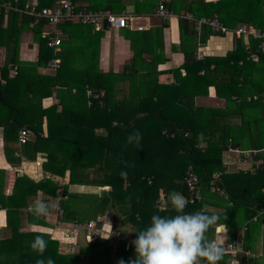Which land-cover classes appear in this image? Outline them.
<instances>
[{"label":"trees","instance_id":"1","mask_svg":"<svg viewBox=\"0 0 264 264\" xmlns=\"http://www.w3.org/2000/svg\"><path fill=\"white\" fill-rule=\"evenodd\" d=\"M9 1L15 7L20 5L16 0H0V3ZM160 1L176 12L184 7L196 15L217 17L226 25L232 24L228 10L232 0H218L217 3L203 0ZM51 2L45 0L36 9L40 10ZM248 2L250 6L247 10L250 12L239 22L264 29V0ZM19 13L17 9H2L0 13L1 22L8 15L6 28L0 25V43L7 44L5 64L0 66V127L3 129L4 148L14 153L20 142L24 145L26 157L33 160L37 155L36 141L41 139L49 155L44 168L59 175L69 171V180L61 185L50 176L34 180L26 173L17 174L12 192L7 193L6 170L0 168V206L7 208V223L0 233V264H36L38 259L48 258H52L55 264H121V261L130 264L136 258L133 243L127 246L125 241H119L116 251H112L105 238L88 242L80 232L76 240L68 241L61 235L46 231L51 228L47 220L21 210L39 190L44 192L48 201L61 196L58 204L64 209L65 221H87L103 215L132 239L137 237L135 232L150 224L152 215L177 214L170 204L161 211L156 207L162 191L166 193V198L172 191L181 193L188 201L184 210L188 214L202 211L203 202L213 197L218 199L215 205L225 207L222 213L216 214L220 217L218 224L228 226L227 235L235 237L238 234L236 230L248 223L245 239L247 248H251L253 241L248 240V229L252 218L264 205V159L259 166H255V171L228 172L223 151L228 147L232 134H224V111L197 105L195 99L199 95H207L211 85L216 87L218 96L230 99L236 94L240 97L239 84L244 83L241 77L245 78L246 69L260 64L264 74V52H261L259 61L247 60L244 37H239L237 48L225 56L197 59L189 50L185 52L183 66L187 73L178 85H169L162 91V86L156 83L155 88L149 85L151 88L148 91L140 87L134 92L135 101L127 95L113 100L116 90L111 84L116 81L117 75L103 73L91 65L89 69L75 70L67 59L69 54L65 52V47L55 52L56 48L49 46L47 39L42 37L44 20L35 22L33 27L34 37L41 46L39 59L30 71L20 64L17 72L10 77L9 66H16L18 61L20 33L33 17L28 11L22 12L23 27L19 28L16 27ZM76 22L66 20L55 25L53 30H59L63 38L62 29L70 25L94 26ZM191 25L187 19H180L183 35H197ZM240 25L243 24L227 26L235 28ZM4 34L6 40L3 39ZM250 41L253 47L257 46L258 41L251 38ZM54 57L61 60L57 71L54 70L56 73L40 74L38 65H48ZM36 81L41 82L39 90L28 91V82L34 85ZM64 86L69 91L77 89L76 94L71 92L74 100L67 103L60 94ZM55 87L62 102L43 107L41 100ZM87 92L91 94L87 95ZM155 97L157 100H154ZM80 100L84 101L86 110L75 104ZM59 106L61 109H58ZM22 128L27 129L26 142L20 141ZM137 131L142 137L139 143H129L128 136ZM236 143L234 139L231 142L233 146ZM55 155L63 158L61 163L54 161ZM121 172H126L127 177L123 178ZM188 172L200 177L195 190H190L186 184ZM70 184L110 185L112 188H105L102 192L73 191ZM218 186H225L234 204L230 205L229 200L215 190L214 187ZM205 212L209 215L214 213ZM253 222L264 227V214ZM27 224L40 225L44 230H22L21 227ZM217 225L209 229L208 238ZM36 235H42L47 241L42 255L31 248ZM69 243L81 246L79 250H67ZM248 264H257L255 257H250Z\"/></svg>","mask_w":264,"mask_h":264},{"label":"crops","instance_id":"2","mask_svg":"<svg viewBox=\"0 0 264 264\" xmlns=\"http://www.w3.org/2000/svg\"><path fill=\"white\" fill-rule=\"evenodd\" d=\"M170 1L173 0H166V2ZM188 1L194 2L197 0ZM203 1L218 2V0ZM16 2L20 3V5H18L19 7H15L10 1L0 3V12H2V9L6 11L9 9H17L20 12V16L16 20L18 23L16 27L21 28V26L23 27L21 22L22 12H29L32 8L44 4L45 0H16ZM158 2L159 0H79V5L93 10L110 8L118 13L133 15L135 17V19L132 20L134 26L132 28H105L103 24L102 27L95 28V26L90 27L83 24L75 26L70 25L67 29H62V45H60L58 49L56 48L55 52H59L62 50V46H64L65 52L69 54L67 59L75 70H85L86 67L89 69L91 65L92 68L97 67L103 73L113 72L117 75V79L111 84L112 88L116 90L112 99L119 100L125 98V95H127V97H132V101H135L133 100V93L139 90L140 87L148 91V88H155V84L159 83V85L162 86V91H165L169 85H178L181 77L187 73V70L183 67L186 59L185 52L190 50L195 54L197 59H203L205 56H225L237 48L239 38H235L232 34L220 35L205 30L199 37L197 35L194 37H191V35H183L180 19L182 18L181 15L187 10L184 7H181L179 12H176L175 9H171L174 15L164 20L155 14ZM53 3L54 0H52L49 5L45 6H50ZM249 6L248 0H232L228 7L232 24L227 25L237 26L240 23L246 24L247 22L242 23L239 21L246 18L247 13L250 12V10H247ZM35 22L33 17H31L30 21L24 25L25 28H23L20 33L18 42V61L16 62V66H9L10 77L13 76L11 74L13 69L17 70L20 64L30 71L34 67L35 62L39 59L41 46L40 42L35 39L33 34ZM7 24L8 15L6 14L2 22L0 21V25L6 28ZM139 24L144 26L143 29L135 27V25ZM53 28L54 26L44 22L42 37H44L43 33L45 30ZM3 39L6 40V34H4ZM198 40L201 41L200 45ZM6 45L7 44L0 43V66L5 64ZM197 52L200 55L199 57L197 56ZM46 66L47 65H38V72L46 75H54L56 73V69L45 68ZM199 72L203 74L204 70H200ZM244 75V79V76L241 77L244 83L239 84V88H241L240 97H237L236 94L231 95L230 99L218 96L216 87L211 85L207 95H199L195 99L197 105L224 111L223 121L226 125L224 134L226 136L232 134L228 147L223 151L224 164L226 165V170L230 173L255 171L254 162L264 159V74L261 65L249 67L245 70ZM107 78L108 76L105 77V80H107ZM40 85L41 82L39 81L34 82V85L28 82V91H38ZM149 85H151V87H149ZM59 86L61 87V85ZM71 92L76 94L77 89L73 88L69 91V88L64 86L60 92V94L65 97L66 103L74 100ZM87 95H89V92H87ZM260 96H262V98L259 100ZM154 100H157V97H155ZM41 101L43 107L62 102L58 88L55 87L53 92L45 96ZM75 104L83 107L81 109L86 110V105L83 100ZM58 109H61L60 106ZM2 136L3 129L0 127V168L6 170L5 191L7 193L12 192L17 174L21 175L26 173L34 180L50 176L61 185L68 182L69 171H67L65 175H59L53 174L44 168V162L48 160L49 155L44 150L43 141L41 139H37L36 141V158L30 160L24 154V145L20 142L17 143V149L14 153L9 149L5 150ZM233 139L237 142L236 146L231 144ZM229 147L257 151L251 152L248 155H243L239 154L237 151L230 150ZM56 155L54 161L61 163L63 158L60 155ZM100 187L104 189L112 188L110 185L91 186L87 184H70V189L73 191H96L99 190ZM95 188L96 190H94ZM46 197L44 192L39 190L33 200L25 207H22L21 210L30 212V204H33L37 198L48 201ZM60 198V195L51 198L53 199L52 202H54L57 207L51 210L48 214L49 216L47 215L46 217H52V219L49 220L46 219V217H42L49 223L55 219ZM217 200L213 197L208 198L206 202H203L201 210L218 214L222 213L225 207L215 205ZM232 201L234 204L233 199ZM239 213L241 212L239 211ZM6 223L7 208L0 206V233L1 229L6 226ZM217 226H220L224 231H228V226L225 223L218 224ZM31 227L32 229L41 228L40 225L27 224L26 227H21V229L24 230L26 228L28 230ZM258 227L262 230V240L258 246L252 244V249L249 248L251 251L249 258L255 257L257 264H263L264 227L259 225ZM241 229L242 227H239L236 231L239 233ZM225 233L227 232H224V235L221 234V236H226L227 234ZM247 234H249L248 240L252 241L251 234L249 232ZM219 236L220 235H217L216 232L213 231L209 239L215 240L219 238ZM256 248L258 249V253L255 251ZM253 253L256 254L254 255Z\"/></svg>","mask_w":264,"mask_h":264},{"label":"built area","instance_id":"3","mask_svg":"<svg viewBox=\"0 0 264 264\" xmlns=\"http://www.w3.org/2000/svg\"><path fill=\"white\" fill-rule=\"evenodd\" d=\"M1 13V12H0ZM29 13L32 14L36 22L44 20L48 25L55 26L59 23H62L66 20H75L80 23H89L93 24L95 28H100L107 21L110 28H132V20L135 19L133 15L127 13H118L114 12L110 8L93 10L88 7H83L79 5V0H54V3L50 6H42L40 10H37L36 7L32 8ZM155 14L160 18L166 20L174 15L173 10L169 9L163 1H160L158 7L155 11ZM182 18L187 19L192 23L194 31L199 37L206 29H209L212 33L217 34H234L236 37H244L246 50H247V60H260L261 52H264V29L251 26V25H240L235 28H231L224 24L217 17H211L206 15H196L191 11H185L182 15ZM138 29H143V25H135ZM43 36L47 39V44L55 48H59L62 43V38L60 36L59 30L48 29L45 30ZM251 39L258 41L256 47H253ZM199 45L201 41L198 40ZM199 57V53L197 52ZM243 60L240 61L242 63ZM61 64L59 58H52L48 65L45 68L57 69ZM17 72L16 69H13L12 75ZM91 93L89 92V95ZM98 96V95H97ZM264 100V98H263ZM188 135V132H186ZM20 141L26 142L28 138L27 129L22 128L20 130ZM198 146V145H196ZM230 150L239 152V154L248 155L251 152H256L257 150H243L239 148L229 147ZM255 166H259L262 161H255ZM186 184L190 190H195L198 187L200 182V177L194 172H188L185 178ZM215 190L225 198L230 200V205L233 204L230 194L227 192L225 186L214 187ZM166 199V193L161 192L160 197L156 201V207L161 211L159 201L161 198ZM194 201V199H191ZM197 200V199H196ZM167 204L163 207L162 210L166 209ZM64 209L58 206L55 214V219L50 221L51 230L61 231L62 235H67L68 237L75 238L80 232L84 234V237L88 242H94L99 238H105L107 244L112 246V251H116V246L119 241H125L127 246L132 244V239L130 235L122 233L117 227L113 224L106 222L103 215H98L96 218L89 219L87 221H73L67 222L63 219ZM260 214H264V205L260 208L259 213L256 214L252 220L257 221ZM248 228V223H246L242 230L235 236L230 237L229 235L221 236L227 230H222L220 226L215 228L217 235H220L215 241L223 246L225 249V254L222 260L218 264H248L249 255L251 251L246 246L245 231ZM69 234H71L69 236ZM227 234V233H225ZM224 235V234H223ZM202 264L206 262L202 261Z\"/></svg>","mask_w":264,"mask_h":264},{"label":"clouds","instance_id":"4","mask_svg":"<svg viewBox=\"0 0 264 264\" xmlns=\"http://www.w3.org/2000/svg\"><path fill=\"white\" fill-rule=\"evenodd\" d=\"M137 131L128 136V142L139 143L141 139ZM123 178L126 172H121ZM166 204L177 213L174 216H161L154 214L150 224L137 233L132 241L135 245L136 258L130 264H218L223 259L225 249L207 233L210 228L217 225L220 217L218 214H207L205 211L185 213L188 204L186 198L179 192L172 191L167 198H161V210ZM57 205L52 201L37 198L29 205V210L36 218L46 217ZM32 250L41 255L47 248V241L42 235H36L31 242ZM36 264H55L52 258L38 259ZM121 264H124L121 261Z\"/></svg>","mask_w":264,"mask_h":264},{"label":"rangeland","instance_id":"5","mask_svg":"<svg viewBox=\"0 0 264 264\" xmlns=\"http://www.w3.org/2000/svg\"><path fill=\"white\" fill-rule=\"evenodd\" d=\"M89 190V189H88ZM93 190V189H92ZM94 190H96V188L94 189ZM214 195H215V193H214ZM202 209V208H201ZM49 216V215H48ZM246 217H244V219H245ZM46 219H49V220H51L52 219V217H46ZM105 220H106V222L107 223H109V224H113L110 220L108 221L107 220V218H105ZM246 222H247V220H245ZM116 222H118V221H116ZM50 224V223H49ZM258 225H259V223H256V222H251V224H250V229H249V233L251 234V240L253 241L252 242V244L255 246V244L258 246L259 245V243H260V241L262 240V237H261V232H262V230L261 229H259V227H258ZM52 227V226H51ZM46 229V228H45ZM29 230H33L32 229V227L31 228H29ZM38 230V229H37ZM39 230H44V229H42V228H40ZM46 231H49L51 234H57V235H61V236H63L66 240H68V241H71L70 239H72V240H76V238H75V236H73V238H71V237H68L67 235H62V233H61V231H58V230H55V231H53V230H51V228L50 229H48V230H46ZM214 231H215V229H214ZM130 232H132V230L130 231ZM71 234H69V236H70ZM80 246L81 245H76V244H74V243H69L68 245H67V250H69V249H71V250H79V248H80ZM258 249L256 248V253H258V251H257ZM256 253H253L254 255L256 254Z\"/></svg>","mask_w":264,"mask_h":264},{"label":"water","instance_id":"6","mask_svg":"<svg viewBox=\"0 0 264 264\" xmlns=\"http://www.w3.org/2000/svg\"><path fill=\"white\" fill-rule=\"evenodd\" d=\"M104 26H105V28H109L110 25H109V23L107 21H105ZM103 189H104L103 187H100L99 188L100 192H102Z\"/></svg>","mask_w":264,"mask_h":264}]
</instances>
